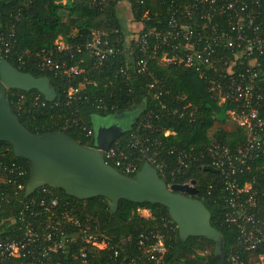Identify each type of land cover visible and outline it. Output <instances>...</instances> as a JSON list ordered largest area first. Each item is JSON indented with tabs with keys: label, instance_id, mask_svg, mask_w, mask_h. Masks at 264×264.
<instances>
[{
	"label": "trees",
	"instance_id": "obj_1",
	"mask_svg": "<svg viewBox=\"0 0 264 264\" xmlns=\"http://www.w3.org/2000/svg\"><path fill=\"white\" fill-rule=\"evenodd\" d=\"M122 1L103 0L98 4L92 0H66L65 3L60 0H0V55L23 72L47 76L57 93L54 101L47 102L37 91L10 89L7 100L30 132L39 135L62 132L88 146L94 143L95 116L126 112L144 101L145 108L133 128L114 144L126 153L135 151L129 149L130 144L147 149L148 156L155 154L169 170L178 166L176 151L194 155L189 166L175 174L173 182L182 184L186 180H195L196 197L211 212V225L224 235L227 257L238 232L224 222L226 205L222 196L225 193L221 189L219 173L206 171L203 166L210 164L207 149L212 143L234 153L246 140L245 130L237 124L231 129L223 127L229 117L227 111L236 110V103L219 105L210 95L206 81L193 69L181 64L161 65L162 49L155 54L150 49L145 55L132 49L134 41L128 37L129 33L134 36L138 31L140 35L151 28L165 29L175 5L193 4V0H126L131 15V25L127 27L119 11ZM146 11L149 12L148 19L143 18ZM94 32L106 33L122 51L107 61L98 62L85 49V43ZM58 36L67 44V49L56 50ZM4 42L9 43L8 53L3 51ZM43 51L58 63L76 67L81 72L68 76L62 70L43 67ZM143 57L147 67L144 72H138L135 60ZM154 80L157 82L150 86ZM70 88L78 90L72 97L68 96ZM261 114L264 117V104ZM217 122L220 124L214 127ZM88 131L92 134L87 135ZM167 131L169 134L165 135ZM138 156H134L135 160ZM136 162L139 170L146 159L140 157ZM13 164L26 169V175L21 179L25 189L30 163L15 157L8 143L0 142V194L8 195L7 203L0 206V228L10 227L8 219L17 216L31 199L36 198L39 203L44 197L46 203L57 198L62 206L70 201L81 220L90 217L89 223L97 227L100 238L109 243L105 250L90 249L88 264H119L122 259L135 256L139 253L135 243L137 235L151 227L164 232L165 222L172 230L164 264H222L213 256L212 241L189 237L182 242L177 226L162 205L122 199L116 212L112 213L103 197L78 200L48 186L25 198L24 189L19 191L13 182H4L14 174L3 169ZM136 172L128 175L133 176ZM254 176L256 180L264 181V152L254 160L242 179ZM165 179L167 183L172 182ZM43 190L46 194L41 195ZM138 209H147L150 215L141 216ZM75 249L70 246L61 255L63 264H76L72 257ZM115 250L119 251L118 255L114 254ZM224 264H229L227 258Z\"/></svg>",
	"mask_w": 264,
	"mask_h": 264
},
{
	"label": "built area",
	"instance_id": "obj_2",
	"mask_svg": "<svg viewBox=\"0 0 264 264\" xmlns=\"http://www.w3.org/2000/svg\"><path fill=\"white\" fill-rule=\"evenodd\" d=\"M92 1L99 4L103 0ZM192 3L175 5L165 29L151 28L140 35L136 32L131 37L134 41L132 49L144 55L150 49L153 54L162 49L161 65L181 64L193 69L206 81L210 95L219 105L236 103L237 109L227 111V114L232 113L239 119L237 125L245 130L246 140L234 153L212 143L207 149L210 164L205 166L219 173L221 189L225 193L222 196L226 205L224 222L238 232L225 260L227 258L229 264H264V181L256 180L255 176L242 179L254 160L264 152V117L261 114L264 104V0H193ZM143 18H149L148 11ZM115 46L106 33L98 32L92 33L85 43V49L98 62L107 61L122 51ZM9 47V43L4 42L3 51L8 53ZM55 48L62 51L68 46L59 37ZM42 66L62 70L68 76L81 72L76 67L58 63L45 51ZM135 66L138 72H144L147 60L138 58ZM156 82L154 80L150 86ZM77 91L70 88L68 96L72 97ZM91 134V131L87 132V135ZM128 146L135 151L126 153L117 145H111L104 152L105 160L128 175L138 170L136 161L144 158L160 177L172 181L168 185L180 184L173 182L175 174L182 173L195 159L190 153L176 151L178 166L169 170L155 154L148 156L147 149H138L135 144ZM135 155H139L136 160ZM3 170L14 174L4 182H13L19 191L24 189L21 182L26 175L24 166L13 164ZM182 184L193 186L191 180ZM7 198V194H0V206L7 203ZM44 200L42 197L39 203L36 198L26 202L17 216L8 219L10 227L0 228V264H63L61 255L70 246L76 248L72 256L76 264H88L90 249L109 247L108 241L100 238L97 227L89 223L90 217L81 220L70 201L62 206L57 198L46 203ZM164 226V232L151 227L139 233L135 238L139 253L122 259L119 264H164L172 230L166 222ZM118 252L115 250L114 254L118 255Z\"/></svg>",
	"mask_w": 264,
	"mask_h": 264
},
{
	"label": "water",
	"instance_id": "obj_3",
	"mask_svg": "<svg viewBox=\"0 0 264 264\" xmlns=\"http://www.w3.org/2000/svg\"><path fill=\"white\" fill-rule=\"evenodd\" d=\"M10 89L37 91L47 102L54 101L57 93L47 76L23 72L0 55V142L8 143L15 157L30 163L25 198L48 186L78 200L103 197L112 213L122 199L159 204L167 208L182 242L189 237L210 240L213 256L225 263L224 235L211 225V212L196 197L195 180H191L193 186L168 185L149 162L143 163L133 176L120 172L104 157V152L124 133L115 125L97 127L91 146L80 144L62 132L32 133L12 111L7 100ZM137 108L144 110L145 102ZM204 170L215 172L210 166Z\"/></svg>",
	"mask_w": 264,
	"mask_h": 264
},
{
	"label": "flooded vegetation",
	"instance_id": "obj_4",
	"mask_svg": "<svg viewBox=\"0 0 264 264\" xmlns=\"http://www.w3.org/2000/svg\"><path fill=\"white\" fill-rule=\"evenodd\" d=\"M141 112V110H138V108L135 107L134 109L128 110L126 112L119 111L118 113L109 114L107 116H95L93 119L94 127L96 129L97 127L115 125L122 129L124 133H126L133 128Z\"/></svg>",
	"mask_w": 264,
	"mask_h": 264
},
{
	"label": "rangeland",
	"instance_id": "obj_5",
	"mask_svg": "<svg viewBox=\"0 0 264 264\" xmlns=\"http://www.w3.org/2000/svg\"><path fill=\"white\" fill-rule=\"evenodd\" d=\"M66 0H60L61 3H65ZM119 11L122 15V18L124 19L125 21V25L126 27L128 25H131V22H130V19H131V15H130V6L128 4V2L126 0L120 2V7H119ZM60 36H58L59 38ZM128 37H133L132 34L130 35L129 33V36ZM57 38V39H58ZM229 117L227 118V120L225 121V123L223 124V127H225L226 129H231L234 125L237 124V122L240 123L239 119H237L234 115H232V113L228 114ZM238 121H237V120ZM220 123L217 122L215 124L214 127H217ZM85 205V202L84 204ZM138 212L141 216H144V217H148V210L147 209H138Z\"/></svg>",
	"mask_w": 264,
	"mask_h": 264
}]
</instances>
